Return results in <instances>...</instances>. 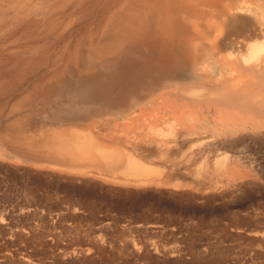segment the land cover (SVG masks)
Returning a JSON list of instances; mask_svg holds the SVG:
<instances>
[{
    "label": "rangeland",
    "instance_id": "374dc122",
    "mask_svg": "<svg viewBox=\"0 0 264 264\" xmlns=\"http://www.w3.org/2000/svg\"><path fill=\"white\" fill-rule=\"evenodd\" d=\"M66 1H24V26L0 34V264H264V130L224 133L220 122L193 129L200 110L185 107L184 123L175 120L168 95L156 112L165 118L126 125L127 106L83 111L75 90L59 97L34 89L36 67L50 68L91 18L63 29L74 9ZM154 121L161 129L173 121L182 134L164 136L178 143L167 159L156 149L142 158L150 169L138 182L124 173V147ZM76 126L121 151V165L71 157L64 146Z\"/></svg>",
    "mask_w": 264,
    "mask_h": 264
},
{
    "label": "bare ground",
    "instance_id": "6f19581e",
    "mask_svg": "<svg viewBox=\"0 0 264 264\" xmlns=\"http://www.w3.org/2000/svg\"><path fill=\"white\" fill-rule=\"evenodd\" d=\"M24 1L28 0H0V34L7 28L24 26V18L19 16ZM69 4L74 9H67L71 12L68 16L73 18L67 23L60 21V25L65 29L87 14L91 18L78 23L81 31H86L77 42L65 45L50 68L36 67L39 77L34 89L58 93L59 97L75 90L74 97L83 111L127 106L130 112L123 122L126 125L143 122L144 126L149 117L165 118L160 114L161 106L176 97L171 108L163 107L173 111L175 120H181L182 109L194 105L200 111L193 118V129H197L196 124L220 122L224 133L233 127L264 130V0H73ZM181 82L184 85L178 86ZM207 93L210 96L206 97ZM167 95L169 100L165 99ZM120 123L116 122L117 126ZM154 125L155 121L149 130L146 128L148 131L142 128L146 132L141 130L135 141L128 139V146H123L128 151L124 173L135 176L138 182L149 175L146 172L150 166L142 158L156 149L167 159L178 147L176 141L171 144L172 139L182 134L173 121L166 127L161 125L164 129ZM75 129L77 126L68 130L73 137L70 141H66L69 135L63 140L71 157L108 167L121 165V151ZM167 135L174 138L164 139ZM202 143L199 145L207 141ZM196 148L194 154L202 153V147Z\"/></svg>",
    "mask_w": 264,
    "mask_h": 264
}]
</instances>
